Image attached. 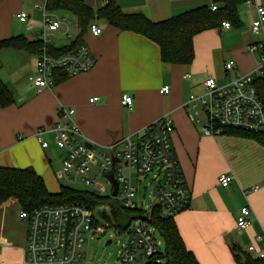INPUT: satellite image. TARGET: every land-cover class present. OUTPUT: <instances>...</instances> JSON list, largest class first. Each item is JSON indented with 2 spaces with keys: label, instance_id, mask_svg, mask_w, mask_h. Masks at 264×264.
<instances>
[{
  "label": "crops",
  "instance_id": "crops-1",
  "mask_svg": "<svg viewBox=\"0 0 264 264\" xmlns=\"http://www.w3.org/2000/svg\"><path fill=\"white\" fill-rule=\"evenodd\" d=\"M124 13H141L160 21L196 7H208L211 0H115ZM264 5V0H255ZM45 0H0V40L24 35L28 40L43 39L54 46L60 37L77 35L75 17L67 16L70 36L63 27L44 35L41 13L35 3ZM97 9L102 0H83ZM217 7L221 0H216ZM24 11L28 21L17 14ZM239 23L224 28H210L193 37V59L188 64H168L160 60L159 47L141 34L119 30L106 20L93 21L101 28L99 35L89 30L82 38L95 58L91 69L66 77L54 73V85L36 92L31 83L38 55L25 50L0 51V79L12 93L13 102L0 107V166L33 168L50 193L59 191L62 181L58 170L63 153L53 143V132L47 131L43 149L35 138L38 128L49 129L58 118L60 106L75 110L74 120L91 142L105 146L126 136L137 135L143 127L164 114H169L174 130L169 143L175 155L184 184L190 190L186 208L173 220L187 250L199 264H234L230 247L246 251L264 244V147L255 140L229 133L204 136L192 123L183 103L189 95L200 94L203 82L212 77L221 85L239 74L254 72L258 56L247 49L249 44L264 42V24L257 35L249 28L255 10L243 1L237 5ZM226 21V20H223ZM30 27L27 26V24ZM74 27V30L72 29ZM54 36V40L51 38ZM233 60L235 67L226 71L224 63ZM188 74L189 77L184 76ZM167 86L166 93L160 89ZM123 94L132 98L130 108L122 105ZM98 97L89 102V98ZM57 160V169L52 164ZM221 173H231L233 180L224 188L218 183ZM53 176L61 184L53 183ZM253 185L258 189L244 195ZM249 205L250 225L244 230L235 226L239 209ZM20 203L10 197L0 203V262L20 264L24 255L26 224L19 217ZM257 236H261L258 239ZM253 256V255H252Z\"/></svg>",
  "mask_w": 264,
  "mask_h": 264
},
{
  "label": "built area",
  "instance_id": "built-area-1",
  "mask_svg": "<svg viewBox=\"0 0 264 264\" xmlns=\"http://www.w3.org/2000/svg\"><path fill=\"white\" fill-rule=\"evenodd\" d=\"M102 1L106 3V0ZM243 2L255 10L256 17L249 30L257 35L264 24V5L255 0ZM208 7L215 11L218 8L216 0H211ZM34 8L41 13L42 35L46 30L54 31L63 27L64 34L70 36L67 16H58L48 11L45 2L35 3ZM16 16L21 22L28 21V14L24 11ZM27 26L30 27L28 24ZM221 26L228 28L230 24L222 21ZM88 30L95 36L101 33V28L94 21L90 22ZM42 40L47 43L44 37ZM247 49L258 56L254 72L236 75L221 85L214 78L208 77L203 82V91L197 95H189L183 103L189 120L196 125L200 134L216 136L227 128L264 131V105L254 85L256 75L264 71V42L249 44ZM94 63L95 58L84 42H79L59 56L42 52L35 61L32 86L36 92H40L54 85L56 71L69 77L88 71ZM234 67L233 60L225 61L226 71H231ZM184 77L188 78L189 75ZM167 89V86H163L159 91L166 93ZM97 99L96 96L91 97L89 102ZM121 103L130 108L131 96L123 94ZM74 113L73 107L60 106L56 122L49 129L38 128L35 132V138L43 149L49 146L44 134L47 131L53 132V143L63 153L58 170L62 185L85 190L98 200L117 201L124 208L138 209L139 212L120 231L109 220L110 204L107 202L92 205L80 200H69L43 203L31 210L21 209L19 217L26 224V234L20 264H75L82 257L84 238L102 236L109 228L112 229V234H125V240L116 252V262L162 264L164 250L155 235L156 229L150 225L151 213L155 209L162 218L173 217L186 208L190 200V190L182 180L179 163L169 143L174 130L172 118L169 114L161 115L143 127L137 135L100 146L84 136L74 120ZM109 174L117 183L115 195L112 193L113 182L107 177ZM148 175H151L152 189L149 203L146 204L143 200H137L136 184L140 183V177ZM232 180L231 173H221L218 176V183L224 188ZM257 189L258 186L253 185L243 193L246 195ZM99 206L107 207V210H100ZM251 217L249 205L242 206L235 218L236 228L246 229ZM112 238L110 236L108 239L109 243ZM257 238L261 239V236ZM246 252L264 260V244L258 251L253 245H248Z\"/></svg>",
  "mask_w": 264,
  "mask_h": 264
},
{
  "label": "trees",
  "instance_id": "trees-1",
  "mask_svg": "<svg viewBox=\"0 0 264 264\" xmlns=\"http://www.w3.org/2000/svg\"><path fill=\"white\" fill-rule=\"evenodd\" d=\"M243 0H221V6L215 11L201 6L186 10L178 15L152 21L141 13H124L115 0L93 9L83 0H45L48 11H64L75 17L78 33L66 45L54 46L42 39L28 40L24 35L10 36L0 40V51L3 49L25 50L39 55L42 52L50 56H59L71 49L88 31L90 22L102 18L119 30L131 31L146 37L159 47L160 60L168 64H188L192 61L193 37L199 32L210 28H218L223 20L237 25V5ZM254 85L264 105V71L256 75ZM13 102L12 93L0 79V107H6ZM223 133L250 138L264 147V131L251 132L238 128H227ZM13 197L20 203L21 209L31 210L43 203H62L69 200H80L89 204L107 202L110 204V214L113 227L124 230L131 219L139 212L138 209L124 208L117 201L98 200L96 196L85 191L60 185L59 191L50 193L40 175L31 167L13 168L0 166V203ZM150 225L154 227L164 240L162 264H199L183 244L173 217L162 218L157 210H153ZM234 264H264V260L243 251L239 246L230 247Z\"/></svg>",
  "mask_w": 264,
  "mask_h": 264
},
{
  "label": "rangeland",
  "instance_id": "rangeland-1",
  "mask_svg": "<svg viewBox=\"0 0 264 264\" xmlns=\"http://www.w3.org/2000/svg\"><path fill=\"white\" fill-rule=\"evenodd\" d=\"M28 24V23H26ZM74 30V27L72 28ZM54 40V36L51 38ZM74 36L71 38L60 37L58 43H66L68 41H72ZM52 167L54 171L57 169V160L53 162ZM58 176V174H57ZM140 183L136 184L137 187V200H143L144 203H149V193L152 189V183H150L151 175H148L144 178L140 177ZM53 183L57 187V183L61 184L60 180H56L53 176ZM63 184V182H62ZM144 195V197H143ZM107 210V207L99 206L98 209ZM112 229L106 232V234L102 236H95L93 238H84L82 245V257L75 264H120L116 262V252L120 247V244L125 240V234H112ZM155 235L161 242V248L164 250V240L163 237L159 234L157 230H155ZM113 236L111 243L105 244L106 241Z\"/></svg>",
  "mask_w": 264,
  "mask_h": 264
},
{
  "label": "water",
  "instance_id": "water-1",
  "mask_svg": "<svg viewBox=\"0 0 264 264\" xmlns=\"http://www.w3.org/2000/svg\"><path fill=\"white\" fill-rule=\"evenodd\" d=\"M107 177H109L112 180V182H113L114 188H113V192L112 193H113V195H115L117 183H116L115 180L112 179V175L111 174H109ZM108 243H109V240L106 242V244H108Z\"/></svg>",
  "mask_w": 264,
  "mask_h": 264
}]
</instances>
